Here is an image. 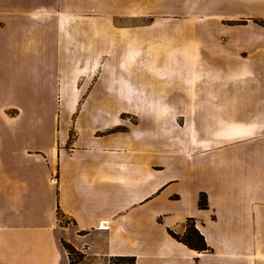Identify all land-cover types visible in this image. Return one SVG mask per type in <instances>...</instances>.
Here are the masks:
<instances>
[{"label": "crops", "instance_id": "0c3cea01", "mask_svg": "<svg viewBox=\"0 0 264 264\" xmlns=\"http://www.w3.org/2000/svg\"><path fill=\"white\" fill-rule=\"evenodd\" d=\"M143 7L0 0L1 246L22 233L44 239L49 264L69 263L63 241L136 264H200L213 252L198 255L170 230L183 235L193 220L211 247L221 230L249 245L264 231V24L200 16L217 26L170 67L174 50L143 47ZM59 101L69 106L48 113Z\"/></svg>", "mask_w": 264, "mask_h": 264}, {"label": "rangeland", "instance_id": "374dc122", "mask_svg": "<svg viewBox=\"0 0 264 264\" xmlns=\"http://www.w3.org/2000/svg\"><path fill=\"white\" fill-rule=\"evenodd\" d=\"M165 1L166 0H143V47L148 46L150 42H155L158 44V46H166L167 48L174 50L175 53L173 52L172 55L165 57V66L173 67L174 64H177L179 62V59L183 58V56L179 53H182L184 49H186V46L196 45L195 49H200V42H202L204 39H200L199 32L208 29L211 30L212 28H215V26H217V22L200 23L201 20H197L200 16L202 17L210 15L218 17L222 15L223 18L236 17L233 20H225L229 25L246 23L248 20H254L260 25L264 24V0H238L237 4L239 6L236 4V2L234 3L230 0H221L222 4L226 1L225 4L229 6L232 5L231 7L224 8L217 6L220 0H173V5L171 6L172 9H170L169 11H165L164 7H156L157 4H164ZM188 4H190V7H188L190 9L186 11V6ZM247 10L256 14L251 16V14L247 13ZM162 19H164V21ZM148 30L156 33V35L150 36L148 34L150 32H147ZM153 37L156 39L151 40ZM199 49L198 51H196V53L199 52ZM188 59L191 62V60L196 59V56H189ZM213 62L215 63V59H213ZM191 64L194 65L197 64V62H192ZM173 75L174 73L169 76ZM162 76H164V73ZM57 100L59 99L56 98V101ZM68 106L69 105L63 104L62 101L61 103L59 101L58 103L53 104L48 103L46 108L48 113H52L62 112ZM78 107L79 106L76 105L74 110L76 111ZM132 121L135 122L134 119ZM47 126L53 131H57V129L61 127L60 120H52L51 118H49L47 120ZM74 134V129H72L70 131L71 140L74 138ZM262 179L263 178H258L257 181H262ZM254 186L255 191H258L260 188H262V185L259 183H255ZM222 202L225 203L226 201L222 200ZM259 206L262 213H264L263 205ZM69 221L70 220L65 217H62L61 219L62 224H66ZM188 223L192 224L193 222L188 220L187 224ZM220 233L222 234L224 243H219V245L216 244V247H211L207 243V250H196L198 252V255H200L201 253L213 252L208 255V257L202 259L200 261V264H264V231L250 232L251 236L253 235V237L255 238V243H253L252 245H249L248 243H230L231 232L226 233L225 231L223 232L221 230ZM244 234L246 236H249V232H245ZM19 235L20 237H15L14 243L9 244L8 246H6V244L4 246L0 245V264H49V258H51L50 250L48 249V247H44L43 249L42 245L44 239L41 244V239L38 240L35 235L34 237H32V239L22 237V233H20ZM30 243H32V245H30ZM34 243L37 245H35ZM247 247L252 249H248ZM251 251H254L256 254H260V256H258L252 262L249 261L248 257L250 258V256L247 254ZM143 258L144 260L142 264L160 263L158 261L154 262L152 260V257L149 256H145ZM69 261L70 259L68 260V262ZM183 262L184 264H187L186 259H183ZM191 263L193 262L191 261ZM73 264L112 263L109 260V257L92 256L86 254L82 250L77 249V252L74 254Z\"/></svg>", "mask_w": 264, "mask_h": 264}, {"label": "trees", "instance_id": "16d2710c", "mask_svg": "<svg viewBox=\"0 0 264 264\" xmlns=\"http://www.w3.org/2000/svg\"><path fill=\"white\" fill-rule=\"evenodd\" d=\"M199 205L201 208H208L207 196L205 194L201 196ZM190 221L193 222V220ZM170 234L192 249L199 251L208 249L204 235L195 227L194 222L187 224L186 232L183 235H179L172 230H170ZM63 246L68 253V258L70 259L69 264H73L74 254L77 252L76 247L66 241H63ZM109 260L112 264H136V258L134 256L117 255L109 257Z\"/></svg>", "mask_w": 264, "mask_h": 264}]
</instances>
